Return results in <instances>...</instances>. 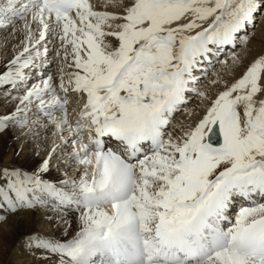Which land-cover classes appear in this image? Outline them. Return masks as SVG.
<instances>
[{
  "label": "snow or ice",
  "instance_id": "6c2138e0",
  "mask_svg": "<svg viewBox=\"0 0 264 264\" xmlns=\"http://www.w3.org/2000/svg\"><path fill=\"white\" fill-rule=\"evenodd\" d=\"M104 4L0 0V30L23 33L0 63L4 101L15 102L0 113V135L54 129L31 170L0 163V223L37 212L54 222L59 236L32 231L19 239L24 252L52 264H264V54L231 84L214 72L210 83L224 84L214 98L199 86L213 57L230 69L242 63L235 51L231 64L218 58L248 43L264 0ZM49 36L58 44L59 80L49 74L26 86ZM72 93L83 100L75 121ZM189 94L209 103L174 134V115H193L184 108ZM69 139L65 167L75 174L51 176Z\"/></svg>",
  "mask_w": 264,
  "mask_h": 264
},
{
  "label": "bare ground",
  "instance_id": "6f19581e",
  "mask_svg": "<svg viewBox=\"0 0 264 264\" xmlns=\"http://www.w3.org/2000/svg\"><path fill=\"white\" fill-rule=\"evenodd\" d=\"M103 1L104 0H102V2ZM259 21L260 22L257 29H254V31L251 30L252 33H250L249 35L248 43L246 45H242V46L240 45V50L236 52L237 55L241 58V60L243 59V63L244 61H246L245 58H247V60H252L255 57V56L253 57L255 52L260 51L261 53V50L264 49V14ZM21 25L22 22L20 20H17L16 27H20ZM21 39H23V33L18 32L16 34H13L11 27L4 30H0V63L6 62L12 58L14 51L18 50L16 46L18 45V42ZM45 43L49 49L47 57L46 59L43 60V62L38 60L36 67L26 70L29 76V79L26 81L28 83L27 85H29V83L32 84V82L34 81L35 83H39L41 78L45 74L46 77L49 74L53 75V77L55 78V82H58L59 80V68L61 66L59 59L58 60L56 59L57 62L54 63L55 69L58 67L56 72L55 71H51V73L46 72L49 66L48 60L50 59L49 53L51 50V46L55 44L57 46L58 44L53 41L51 36L48 37ZM224 55L227 54L225 53ZM224 60H227L229 63L231 62L230 57H225ZM244 64L240 63L239 66L234 68V70H230L231 72L230 75L227 74L229 69L226 70L227 72H223V73L229 75L228 78L232 80L235 77V75L238 74V72L242 71L241 69L242 66H244ZM220 68H222V66ZM220 75L222 76L223 74ZM206 77H208V75ZM225 78L222 79V81H225ZM203 79L205 78H202V80ZM213 79H215V77L213 76L212 73L211 76L206 81L204 80L205 82H204L203 90L207 91L210 88L212 89L214 87L218 92L220 90H223L224 88L223 83L216 84L215 86H213V84L210 83V81ZM232 82H229L228 84H231ZM19 94L21 93L13 94V95H19ZM190 98L192 100L193 99L196 100L198 97H196L195 95H191ZM82 104H83V100L79 99L76 93H72L70 95L68 109L71 110V112L69 111L70 119H72L73 121L77 119ZM194 105H196V103H194ZM14 106H15L14 101L5 103L3 96V89H0V113H8L14 108ZM186 109L187 110L192 109L193 112L197 111V107H193V106L190 108L186 107ZM197 114L198 112L195 113L193 119L191 118L189 119L188 112L186 111L184 112V116L179 117L178 119L176 118L175 121H177L176 124L178 125V132L180 131L181 127L186 128L189 125H194L199 119L197 117ZM53 130L54 129L51 126L48 128L38 127L34 129L35 136L21 135L23 129H19L16 134H12L10 130L0 135V163L22 166L25 169L31 170L32 168L35 167L38 161L44 158L45 150L51 146L52 143L51 133ZM63 135L67 138L68 132L65 131ZM21 146H23V150L19 152V155H17L16 153ZM37 152H39V155L36 154ZM70 152H71V142L69 139V142L67 144L61 143L60 148L57 149L56 156H54L52 159L54 170L51 173V176H59L61 173L65 171H67L68 175L70 176L75 174V169H66L65 167L64 157H67ZM57 165L58 167H55ZM66 219L70 221L72 225L71 228L68 230V237H70L74 234L76 230V222L74 219V214H69L66 217ZM53 223L54 222H49L48 220L44 219L41 212H37L31 215L27 213H18L17 215H9L6 221L0 223V264H52V261L37 260L35 257L24 252L23 249H21L19 246V239L24 233L32 232V231H39L44 234L59 236L60 235L59 230H56L55 232L53 231ZM63 226L64 225H62L61 227Z\"/></svg>",
  "mask_w": 264,
  "mask_h": 264
},
{
  "label": "rangeland",
  "instance_id": "374dc122",
  "mask_svg": "<svg viewBox=\"0 0 264 264\" xmlns=\"http://www.w3.org/2000/svg\"><path fill=\"white\" fill-rule=\"evenodd\" d=\"M93 2V5H94V7H96L97 9H103L104 8V1L102 2V0H92ZM100 7V8H99ZM107 10H112V11H114V10H116V9H114V8H112L111 6H108V8H107ZM263 14L264 13H261V14H258L257 15V18H256V20H257V23L255 24V27H250L249 28V34L248 35H250V33H252L251 32V30L252 31H254V29H257V27H258V25H259V20L261 19V17L263 16ZM257 25V26H256ZM56 44L55 45H52L51 46V50H50V53H49V57H50V59L48 60V63H49V66H48V70L46 71V72H49V73H51V71H55L56 72V70L58 69V67L55 69V67H54V63L55 62H57V60L59 59L58 57H57V55H56V48L58 47V45L56 46ZM250 48V47H249ZM240 50V48L239 49H237L235 52H238ZM258 52V53H257ZM257 52H255L254 53V55H253V59L252 60H247V58H245L246 59V61H244V63H243V59H242V63L241 64H244V66H242V71H240V72H238V74L237 75H235V77L231 80L230 78H228V76L230 75V70H234V69H230V68H228V67H224V66H222V65H220L219 63L218 64H216V66L211 70V72H210V74H209V76H211V74L212 73H214V72H218L219 74H223L222 76L220 75V77H221V79H224L225 77V81L227 82V83H229V82H232V81H235L236 79H238L241 75H242V73L246 70V68H247V66H249L250 65V63L251 62H253L254 61V59H256V58H258V56L259 55H261V54H264V49L263 50H261V53H260V51H257ZM263 52V53H262ZM229 57H230V55H228ZM57 59V60H56ZM224 60V59H223ZM60 62V61H59ZM247 63V64H246ZM229 64H231V62L229 63ZM222 66V68H220ZM229 69V70H228ZM226 70H228V72L226 71ZM238 71V70H237ZM223 72H227V74H229V75H227L226 73H223ZM209 76L208 77H206L205 79L207 80L208 78H209ZM42 78H46V74L45 75H43V77ZM205 80V81H206ZM32 83H35V81L34 82H32ZM28 83L27 82H25V85L26 86H30L31 85V83H29V85H27ZM199 86H201L202 87V89L204 88L203 86H204V82L203 83H201V85H199ZM213 86H215V85H213ZM221 91V90H220ZM207 93H208V95L210 96V97H212V98H214L215 97V95L218 93V91L216 90V88L214 87V88H210L209 90H207L206 91ZM212 92V93H211ZM18 93H20V92H13L12 94H18ZM215 94V95H214ZM196 101V102H195ZM205 102V103H204ZM194 103H196V105H194ZM207 103H209V101L207 102V100H205V101H201V99L198 97L196 100H191L190 101V103H189V108L190 107H197V111L196 112H198V114H197V117L198 118H201L202 117V115H203V113H204V111H205V109H206V106H207ZM201 105V106H200ZM204 108V109H203ZM189 111H191L192 113H193V115H191V116H189L188 118L190 119H193V116L195 115V113L196 112H193L192 111V109L191 110H189ZM184 112H186V111H181L178 115H177V117H182V116H184ZM201 114V115H200ZM184 118H186V117H184ZM172 126H175L174 124L172 125ZM178 126V125H177ZM172 128V127H171ZM11 130V132H12V134H16L17 133V131L19 130V129H10ZM9 130V131H10ZM177 129L176 128H172V131H173V133H176V134H179V132H178V130L176 131ZM64 238H66V237H64Z\"/></svg>",
  "mask_w": 264,
  "mask_h": 264
}]
</instances>
